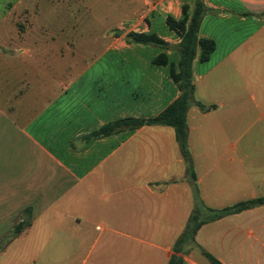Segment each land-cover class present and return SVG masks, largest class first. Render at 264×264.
I'll list each match as a JSON object with an SVG mask.
<instances>
[{
  "label": "crops",
  "instance_id": "crops-1",
  "mask_svg": "<svg viewBox=\"0 0 264 264\" xmlns=\"http://www.w3.org/2000/svg\"><path fill=\"white\" fill-rule=\"evenodd\" d=\"M197 1L2 4L0 240L25 213L31 223L0 264H169L196 209L174 128L91 135L154 118L179 98L170 67L182 37L167 21L184 7L191 17ZM202 2L198 37L216 49L201 62L198 48L192 65L188 147L203 204L222 210L264 197V0ZM24 13L37 18L14 37ZM130 32L169 48L130 44ZM161 54L167 65L154 64ZM184 249L182 264H211L203 251L222 264H264V205L204 224Z\"/></svg>",
  "mask_w": 264,
  "mask_h": 264
},
{
  "label": "trees",
  "instance_id": "trees-1",
  "mask_svg": "<svg viewBox=\"0 0 264 264\" xmlns=\"http://www.w3.org/2000/svg\"><path fill=\"white\" fill-rule=\"evenodd\" d=\"M187 10V7L183 8L184 16L182 19L175 20L170 17L167 21L169 27L182 37V42L178 47L180 55L177 67L178 70L173 64L170 67V75L181 92L179 98L154 118H126L118 120L103 126L91 135V137L100 138L112 135L124 129L133 130L153 125H162L174 128L176 139L180 145L182 155L187 164L188 175L192 179V186L196 197V209L194 210L185 231L176 242L175 253L172 255L169 264L183 263V253L186 252L184 248L195 244V235L204 224L218 220L229 214L240 213L252 207L264 205V197H261L238 203L235 206L226 209L213 210L207 208L199 196L198 188L195 183L194 167L188 147L187 114L191 104L195 100L192 65L197 56L198 48L201 50L200 61L208 62L216 49V43L213 40L199 39L198 37L202 19L206 12V7L204 6L202 0L197 1L194 13L191 17L188 16ZM127 41L130 44L157 45L164 49L169 48V45L165 41L153 33L147 34L130 32L127 35ZM168 63L169 61L165 54H161L154 59V64L156 65H167ZM197 105L202 110L209 109L200 103H197ZM204 209L209 212V215L203 214ZM23 216V220L14 224V228L10 236L5 237L2 239L3 241H0V253L6 248L11 240L18 237L30 225V217H27L26 213ZM203 254L211 264H222L207 252L203 251Z\"/></svg>",
  "mask_w": 264,
  "mask_h": 264
},
{
  "label": "rangeland",
  "instance_id": "rangeland-1",
  "mask_svg": "<svg viewBox=\"0 0 264 264\" xmlns=\"http://www.w3.org/2000/svg\"><path fill=\"white\" fill-rule=\"evenodd\" d=\"M17 1L18 0H0V7L2 6L3 3H10L11 4L10 6H12L14 3L17 5ZM24 1H25L24 3H26V0H24ZM56 1H57V3H56ZM58 1H60V0H53V2L51 4L52 5L53 4L54 5L55 4H59L60 2L58 3ZM80 17H81V15H80ZM103 17L104 16L102 14H96L95 15V18H99L101 20H104ZM14 18H15V21H16V29L14 31V35L13 36L14 37H22L26 33V23H28V21H32V20L35 21L36 18H37V14L26 16V13H24V14H21V15H15ZM107 22H109L108 25H110V26L115 25V23L112 21V19L107 20ZM99 32H100L99 30L95 31V33H97V34H99ZM112 33L114 34V36L117 35V33L114 32V31H112ZM203 214L204 215H209V212L204 209L203 210ZM0 241H3V240H0Z\"/></svg>",
  "mask_w": 264,
  "mask_h": 264
}]
</instances>
